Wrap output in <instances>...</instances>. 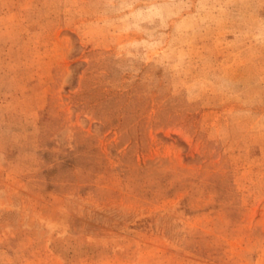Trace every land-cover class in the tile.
Instances as JSON below:
<instances>
[{"label": "rangeland", "instance_id": "374dc122", "mask_svg": "<svg viewBox=\"0 0 264 264\" xmlns=\"http://www.w3.org/2000/svg\"><path fill=\"white\" fill-rule=\"evenodd\" d=\"M0 264H264V0H0Z\"/></svg>", "mask_w": 264, "mask_h": 264}]
</instances>
